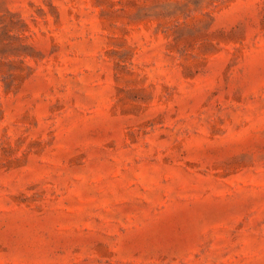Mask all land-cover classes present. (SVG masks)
I'll use <instances>...</instances> for the list:
<instances>
[{
    "label": "rangeland",
    "instance_id": "rangeland-1",
    "mask_svg": "<svg viewBox=\"0 0 264 264\" xmlns=\"http://www.w3.org/2000/svg\"><path fill=\"white\" fill-rule=\"evenodd\" d=\"M0 264H264V0H0Z\"/></svg>",
    "mask_w": 264,
    "mask_h": 264
}]
</instances>
